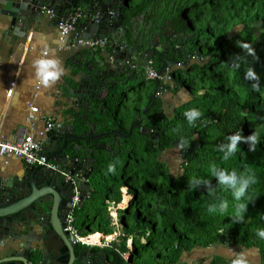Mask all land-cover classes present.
I'll use <instances>...</instances> for the list:
<instances>
[{"label": "trees", "instance_id": "trees-1", "mask_svg": "<svg viewBox=\"0 0 264 264\" xmlns=\"http://www.w3.org/2000/svg\"><path fill=\"white\" fill-rule=\"evenodd\" d=\"M116 2L121 3L125 17L126 38L135 37L133 41H139L140 44L135 45L140 52L149 55L154 39H158V46L169 49L167 55L154 50L156 56L145 61L146 64L152 61L158 72L170 69L177 86H165L164 89L173 94L185 89L194 98L177 109L174 120L180 127H171L170 123L164 129L170 140L184 141L189 148L178 175L170 173L167 165L158 159V149L148 150L141 145L132 147L135 159L145 163L136 171L141 178L150 181L129 190V194L137 198L130 202L129 214L127 208L118 211L119 241L104 249L124 264L122 254L127 252L131 253L133 264H181L183 255L197 247L230 244L245 250H264V241L255 235L256 229L264 228V97L253 91V82L244 79L243 65L238 72L231 71L226 65L235 57L246 55L237 47V41L252 43L259 59L247 56V61L259 75L264 91V0ZM139 18L146 30L140 29L134 34L133 26ZM119 21L116 18L112 25ZM108 41L106 48L111 44V37ZM84 52L87 59H95L97 52L94 55L88 50ZM179 54L181 59L177 58ZM173 56L175 60L171 58ZM195 59L207 63L190 65L189 61ZM173 64L176 68H184L175 70ZM72 83L70 81L64 87L65 92L71 93L75 88ZM106 104L107 100H89L83 104V109L71 112L75 131L83 134L94 124L99 131L109 129L105 124L106 113L100 111ZM107 105L112 112L113 105ZM191 108L204 113V119L196 127L189 126L184 116ZM256 131L261 143L255 152L249 151L248 144L241 143L234 157L228 161L222 159L223 153L218 146L227 143L228 136L240 132L248 137ZM195 136L197 141H194ZM213 163L238 173L247 167L257 176L258 183L253 186L254 202L249 203L242 224L232 221L234 201L231 191L217 186L210 176L209 168ZM193 176L212 179L215 194L209 195L203 187L192 190L189 180ZM125 184L120 182L116 195L110 197L116 205L122 201L119 190ZM104 194L91 193L89 197H92L77 212L76 225L82 234L110 236L114 233L106 214H100L107 206ZM221 199L229 201L228 213L210 215L207 205ZM96 205L100 215L94 219L90 214ZM134 209L138 210L137 216ZM129 240H133L132 249L128 247ZM231 261L216 259L211 264H231Z\"/></svg>", "mask_w": 264, "mask_h": 264}, {"label": "flooded vegetation", "instance_id": "flooded-vegetation-1", "mask_svg": "<svg viewBox=\"0 0 264 264\" xmlns=\"http://www.w3.org/2000/svg\"><path fill=\"white\" fill-rule=\"evenodd\" d=\"M58 20V17L55 16L52 18V21ZM158 39H154L151 44V51L149 53L150 56L155 57L154 50H159L163 52L165 55L169 53L168 48H164V46H158ZM138 46L133 44H124V49L117 53V62L118 60L125 59L124 64H117L114 62L113 65L107 63V60L104 59V63L108 66H112L111 68H107V74L102 73L98 74L95 70V75H91L89 80L84 81L83 87L88 96L91 97L89 100H107L110 105L111 97H106L105 99H100V97L105 95H114L116 91L119 89L125 90L123 94V98L116 102L115 105L112 106V112L109 115L108 121L106 125L109 129L105 131L97 130L90 137L87 138L86 141H75L68 140V145L64 149V152L69 156L71 162L75 165L73 166L75 172L77 169L80 172H77L79 176L86 177L88 182L91 185V193L94 195L105 192L104 197H106V209L101 210L102 213L108 216L107 208L109 204H115L114 200L110 197L116 195L118 189L117 186L121 183H126L125 186L120 188V194L122 189H127V193L129 194V190L133 189L139 183H148L150 180L147 178H141L137 168H143L145 163H141L137 161L135 158V152L132 147H136L141 145L143 148L148 150L158 149V159L165 163L171 173L172 167L169 166V163L162 159L165 157L166 153L169 151H175L177 154L176 161L178 162L177 170H181V164L183 159L186 157V153L189 150L188 147L185 146L184 143L179 142L178 140H170L167 137V131H164L165 128L171 123L172 120L176 117L177 109L181 108L183 105H177L179 101L182 99L181 91H186L185 89H181V91L177 94H173L172 92L164 89L161 94H159L158 90L160 87L165 86H177L176 81L173 76L171 79L162 84L161 81H151L147 79L146 76V66L145 61L149 55H145L137 49ZM107 51L112 53L111 45L107 48ZM133 51L134 59L132 61L126 60V56L129 55V52ZM163 55V54H162ZM115 57V56H114ZM181 55H178V59ZM121 58V59H120ZM174 59V56L171 57ZM175 60V59H174ZM184 61L186 59L184 58ZM190 65L193 64V60L189 61ZM186 63V62H185ZM109 64V65H108ZM93 67H97L93 64ZM173 67L176 68L173 64ZM178 67V66H177ZM92 69V68H91ZM99 72V71H98ZM106 77V79H105ZM104 78L105 86L100 91L95 89L96 84H100ZM148 83H153L156 87L155 90L151 92H147L144 89L146 88ZM133 84V86L131 85ZM157 85H160L157 87ZM110 88V93L106 94V89ZM132 88V89H131ZM99 89V87H97ZM131 89L133 92L132 106L129 108L127 102L130 100L129 95H127L126 90ZM83 95L84 94H79ZM87 100V101H89ZM80 101V98L79 100ZM81 102V101H80ZM134 126L132 133L129 137H125L131 126ZM167 130V129H166ZM112 131H115L113 134H107ZM92 132V128L90 131ZM79 136L83 134H78ZM106 134L103 137H98L99 135ZM198 137H194V141H197ZM61 146L64 145L63 141H61ZM166 144H171L170 147H167ZM131 145V148H129ZM107 162L116 163V174H112L108 172ZM59 188L50 186H42L39 190H45L52 193H55V196L52 194H45L43 197L39 198L36 202H40V206L44 208V213L51 215L53 221L58 228L57 230L61 233H64V236L67 240H69L73 246L76 244L73 243L70 239L68 232L66 231V219L67 215L72 208V197L74 194L73 182L71 180H67L64 177H59ZM108 186V187H107ZM92 197V196H91ZM89 196L80 198V207H82L83 203L85 204L91 198ZM137 197L131 198L129 201L128 214L130 208V202L135 200ZM98 205L95 206L93 211L91 212V216L94 219L99 217ZM124 210V209H123ZM138 214V210L134 209V214ZM136 214V216H137ZM118 215V213H117ZM30 214L27 212L25 218H29ZM89 216V215H88ZM118 225V223H117ZM50 244H42L39 247V250L36 253H30V258L28 264H65L59 263L56 259L59 258L63 252H67V249L64 247L63 243L56 238V236H52L50 239ZM76 256H80L82 254H88L87 252H80L79 245H76ZM23 256L28 254V250L26 248L23 249ZM90 260L89 262H93L95 259L89 254ZM106 261H109L106 260ZM252 261V260H251ZM105 261H101V264H104ZM256 264H261V258L258 250V256L254 261ZM107 263V262H106ZM109 264H124L115 259V261L109 262Z\"/></svg>", "mask_w": 264, "mask_h": 264}, {"label": "crops", "instance_id": "crops-1", "mask_svg": "<svg viewBox=\"0 0 264 264\" xmlns=\"http://www.w3.org/2000/svg\"><path fill=\"white\" fill-rule=\"evenodd\" d=\"M112 10L114 9H110L109 11ZM58 21L60 20L52 21L48 16H45L37 24L35 23L29 32L24 33L21 28L16 26L14 29H11L9 19L0 16V140L2 141L14 142L24 133L32 134L37 140L43 141L46 135L42 134V132L48 117L62 122L64 129L68 126L70 127L73 125L71 112L83 109V104L91 99L90 96L87 97L88 95L82 92L85 91L82 86L84 81L89 80L90 76L95 75V73L100 74L106 71L105 73L107 74L109 68L105 66L106 63H104L102 58H105L103 55L108 49H86L89 54L94 55L97 52L94 60L87 59V53L84 52V48L78 47L79 35L77 38L70 39L69 37L66 46L60 43L57 28ZM106 23L96 34L100 39L111 37V44L116 42L117 44L123 45V47L126 43L133 45L140 44L139 41H133L135 37L131 39L126 38L128 36L127 27L123 26V29L116 28V24L112 25L110 23L109 17L106 18ZM133 31L137 33L139 30H136L135 26H133ZM119 33H121L120 37H118ZM90 34L91 30H82V35ZM45 51L48 52L49 56L54 55L60 59L65 69V75L50 88H44L39 85L35 79L32 66L33 61L39 58ZM132 55L133 51H130L129 55L126 56V60L132 61L134 59ZM148 57L152 58L150 55ZM121 60V63H123L125 59ZM93 64L97 67L94 68ZM70 81L73 82L72 85L74 84V90L81 87L79 89L81 91L80 93L71 95V93L65 92L64 87ZM131 85L133 86V84ZM100 90L97 89V91ZM119 91L123 98L125 90L119 89ZM116 93L114 94L115 98L110 99L113 105L119 101ZM126 93L129 95L130 100L127 104L130 108L132 106V100H134L133 92L131 89H128ZM79 94H84V96ZM102 97L104 99L106 97L109 98V95ZM79 98L81 102L78 101ZM107 103L109 102L107 101ZM30 104L39 108L38 113L34 114L35 119L32 121L28 120V117L32 114ZM25 166L26 162L22 159L0 155V177L10 178L21 175ZM120 205L121 203L116 206ZM117 226L119 229V225ZM79 247L80 252H87L94 259L99 256L102 261H105L104 264L115 261L114 256L104 248L95 250V248H87L81 245ZM238 253H243L249 260V264H256L254 261L258 256L257 249H246L243 252L241 247L230 244H219L208 248L197 247L190 252H186L180 263L211 264L216 259L230 262L236 258ZM4 257H6V250L0 248V259ZM108 259L109 261H106Z\"/></svg>", "mask_w": 264, "mask_h": 264}, {"label": "water", "instance_id": "water-1", "mask_svg": "<svg viewBox=\"0 0 264 264\" xmlns=\"http://www.w3.org/2000/svg\"><path fill=\"white\" fill-rule=\"evenodd\" d=\"M110 9H114L119 15L118 18L120 21L115 27L123 29L125 17L122 15L121 3L116 2V0H0V16L9 19L11 29H14L16 26L21 28L24 33L29 32L35 23L37 24L38 21L42 20L45 16L51 19V14H53L59 17L58 20L60 21H58V23H60L66 22L70 18L81 13L82 18L74 25V29L69 36L70 39L77 38L78 35V38L83 40L100 39L96 34L107 24L106 18L109 17ZM97 17L100 18V22L95 21ZM84 29L91 30V34L82 35V30ZM81 48H84V51L88 49L86 47ZM123 48V45L113 42L111 44L112 53L110 51L105 52L103 55L105 57L104 59H109L107 63L111 65H113L114 62L117 64H124V62L121 63L122 60L117 62L116 57L117 53ZM147 58L151 59L149 57ZM105 66L107 65L105 64ZM111 67L112 66L109 68ZM104 73H102V75ZM102 79L100 84L95 85L96 90L97 87L102 89L105 86V83H103L104 78ZM79 89H73L71 95L80 93L81 91ZM106 92L109 94L110 88L106 89ZM109 97L115 98L114 95H109ZM100 99H103V97H100ZM107 107L108 105L106 104L100 109L101 112L106 113V125H108L107 121L111 114ZM134 126L135 125L131 126L125 137L131 135ZM97 130V124H94L92 125V132H84L82 136H79L75 133V126L71 125L61 132L53 131L46 134V138L42 141L43 154L46 155L49 160L55 161L60 165V172L26 164L21 175L10 178L0 177V248L6 250V257L0 259V264H28V258H30L29 254L36 253L43 243L50 244L52 236H56L67 249V252L64 251L63 254L56 259L57 262L65 264H101L102 260L99 256L91 263L89 262L91 257L89 254L76 256V245L73 246V244L66 239L64 233L61 235L57 230L58 228L52 216L50 215L48 217V215L44 213V208L40 206L41 203H35V201L45 194H52L55 196V193L39 190V188L42 186H52L58 190L60 186L59 177L66 178V173L80 172L79 169L75 172L73 167L75 165L64 152V149L68 145V140L86 141L87 138ZM114 132L115 131H112L107 134H113ZM105 135L106 134H102L98 137H103ZM61 141L64 143L63 146L60 144ZM79 177L78 188L81 192V196H90V183L86 177ZM27 212L30 214L29 218H25ZM132 247L133 240H131V248ZM24 248L28 250L26 256H23ZM259 254L261 264H264V250L260 251ZM53 264H56V262ZM126 264H133L131 257Z\"/></svg>", "mask_w": 264, "mask_h": 264}, {"label": "clouds", "instance_id": "clouds-1", "mask_svg": "<svg viewBox=\"0 0 264 264\" xmlns=\"http://www.w3.org/2000/svg\"><path fill=\"white\" fill-rule=\"evenodd\" d=\"M237 47L242 49L245 56L235 57L230 64H226L233 72H238L242 65L244 67V79L253 82L251 88L253 91L260 93L264 97V91L261 90L260 77L254 67L250 66L247 61V56L258 60L255 48L252 43L237 41ZM33 69L35 79L39 85L44 88L53 87L65 75L63 62L54 55L49 56L48 52H43L39 58L33 61ZM185 119L189 126L196 127L198 122L204 119V113L197 108H191L184 112ZM182 143H186L182 141ZM245 143L249 145V151L255 152L257 145L261 143L257 131L248 137H244L240 132H236L227 137V143L218 146V150L223 153L222 159L228 161L236 155L240 150L239 145ZM108 172L116 174V163L108 165ZM209 173L215 179L216 185L224 190H230L234 201L233 212L231 218L233 223H244L245 215L249 203H253V186L258 183L257 176L247 167L242 172L236 170L229 171L227 168H221L213 163L209 168ZM189 185L192 190L197 188H206L209 195L216 192L213 186L212 179L197 178L193 176L189 180ZM229 201L226 199L219 200L218 203H210L207 205V211L210 215L219 214L221 216L228 213ZM255 235L261 241H264V228L255 230ZM231 264H249V260L243 253H238L236 258L231 261Z\"/></svg>", "mask_w": 264, "mask_h": 264}, {"label": "built area", "instance_id": "built-area-1", "mask_svg": "<svg viewBox=\"0 0 264 264\" xmlns=\"http://www.w3.org/2000/svg\"><path fill=\"white\" fill-rule=\"evenodd\" d=\"M50 12V11H49ZM52 13V12H50ZM118 14L115 11H109V21L112 23ZM55 16L51 14V19ZM81 13L77 16L70 18L66 22H60L57 25L59 32V41L62 45L66 46L69 41V36L74 29V25L77 24L78 20L81 19ZM96 22H100V18H95ZM108 38H103L99 40H78V47H86L90 50H104L108 46ZM70 48V47H69ZM146 76L148 80L151 81H161L162 84L167 83L171 79V71L167 69L164 72H158L152 66V61L147 62ZM164 87H160L158 92L162 93ZM32 114L28 117L29 121L35 119L36 113H38L39 108L30 104ZM64 129L62 122H58L52 117H48L45 122V127L42 134H48L53 131L61 132ZM0 155L15 157L22 159L26 164L30 166L43 167L46 169L53 170L55 172H60V165L48 159L46 155L43 154V142L37 140L32 134L24 133L19 136L14 142L2 141L0 140ZM67 180H72L74 183V195L72 197V208L67 215L66 219V231L68 232L70 239L76 245H81L87 248H109L114 242L119 241L120 232H114L110 236H105L102 233L100 239L92 242L91 237L97 233L91 234H82L79 228L76 225L77 221V212L81 209L80 207V198L81 192L78 188L79 185V174L78 173H66ZM128 247L131 248V240L128 242ZM123 259L128 262L131 257V253L127 252L122 254Z\"/></svg>", "mask_w": 264, "mask_h": 264}, {"label": "rangeland", "instance_id": "rangeland-1", "mask_svg": "<svg viewBox=\"0 0 264 264\" xmlns=\"http://www.w3.org/2000/svg\"><path fill=\"white\" fill-rule=\"evenodd\" d=\"M136 25L135 28L136 30H140V29H143L144 31L146 30L145 27H143V24H142V18L138 19L137 21H135ZM134 34H136V32H134ZM121 36V33H119V36ZM194 63H200V64H205L207 62H201L199 61L198 62V59H195L193 60V64ZM192 64V65H193ZM181 68H184L183 66H178L177 68H175V70H179ZM156 87L154 86L153 83H148L146 88L144 89L145 91L147 92H151L153 90H155ZM122 90V89H121ZM120 91L116 93L117 95V99H119V101L122 99V96L120 95ZM182 95V99L181 101L178 102L177 105H186L188 102H190L194 97L188 93L187 91H181L180 93ZM121 97V98H120ZM189 106V105H188ZM188 106L186 108H188ZM171 127H180L179 123L175 120L171 121ZM162 159H165L168 163H169V166L172 167V170H171V173L173 175H178L180 173L179 170H177L178 167V162L176 161L177 159V154L175 153V151H169L168 153H166L165 157L162 158ZM121 198H122V201H121V205L120 206H116V205H113V204H109L108 205V208H107V213H108V216H107V220L110 222V228H112L114 230V232H120L119 229H118V226H117V223H118V211L119 210H123V209H126L128 206H129V201L131 200L132 196L131 195H128L127 193V189H123L121 191ZM127 199V201H125V199ZM99 234V233H97ZM96 235V234H94ZM242 249V248H241ZM243 252H245L246 250L245 249H242Z\"/></svg>", "mask_w": 264, "mask_h": 264}, {"label": "bare ground", "instance_id": "bare-ground-1", "mask_svg": "<svg viewBox=\"0 0 264 264\" xmlns=\"http://www.w3.org/2000/svg\"><path fill=\"white\" fill-rule=\"evenodd\" d=\"M127 199H128V198H126V200H127ZM96 235H98V236L93 235V237H91V241H92V242H94V241L100 239L101 235H100V234H96Z\"/></svg>", "mask_w": 264, "mask_h": 264}]
</instances>
